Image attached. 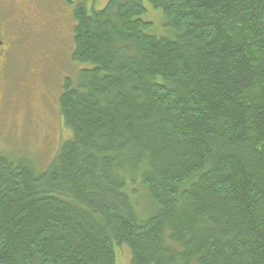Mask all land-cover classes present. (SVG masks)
I'll return each instance as SVG.
<instances>
[{"label": "trees", "instance_id": "16d2710c", "mask_svg": "<svg viewBox=\"0 0 264 264\" xmlns=\"http://www.w3.org/2000/svg\"><path fill=\"white\" fill-rule=\"evenodd\" d=\"M87 1L71 137L42 173L0 151V264H264V0Z\"/></svg>", "mask_w": 264, "mask_h": 264}, {"label": "rangeland", "instance_id": "374dc122", "mask_svg": "<svg viewBox=\"0 0 264 264\" xmlns=\"http://www.w3.org/2000/svg\"><path fill=\"white\" fill-rule=\"evenodd\" d=\"M108 1L87 3L102 9ZM18 4L9 16L11 46L0 64V151L12 159L29 158L42 173L71 137L58 112L63 84L76 81L79 72L91 66L72 58L74 23L71 8L62 0ZM144 19L155 22V30L164 20L162 12L150 5ZM115 254L116 264H131L127 245L116 247Z\"/></svg>", "mask_w": 264, "mask_h": 264}, {"label": "flooded vegetation", "instance_id": "af4514ba", "mask_svg": "<svg viewBox=\"0 0 264 264\" xmlns=\"http://www.w3.org/2000/svg\"><path fill=\"white\" fill-rule=\"evenodd\" d=\"M20 0H0V64L3 63L6 53L9 51L11 42L9 40V29L12 27L10 14H13L19 6ZM28 1V0H27ZM65 7L72 9L75 0H62ZM70 9V10H71Z\"/></svg>", "mask_w": 264, "mask_h": 264}, {"label": "bare ground", "instance_id": "6f19581e", "mask_svg": "<svg viewBox=\"0 0 264 264\" xmlns=\"http://www.w3.org/2000/svg\"><path fill=\"white\" fill-rule=\"evenodd\" d=\"M156 7V6H155Z\"/></svg>", "mask_w": 264, "mask_h": 264}]
</instances>
